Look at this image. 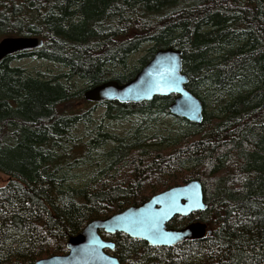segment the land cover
I'll return each instance as SVG.
<instances>
[{
    "label": "trees",
    "instance_id": "trees-1",
    "mask_svg": "<svg viewBox=\"0 0 264 264\" xmlns=\"http://www.w3.org/2000/svg\"><path fill=\"white\" fill-rule=\"evenodd\" d=\"M4 37L43 45L0 61V264L64 255L88 222L192 180L206 210L166 227L199 222L209 235L152 247L100 231L110 254L121 264H264V0H0ZM164 48L182 53L200 123L169 114L173 94L136 104L83 98L106 81L126 83ZM23 58L65 71L30 73L13 65ZM97 106L103 119L139 125L117 135L101 121L89 132ZM164 117L173 129L158 137Z\"/></svg>",
    "mask_w": 264,
    "mask_h": 264
},
{
    "label": "water",
    "instance_id": "water-1",
    "mask_svg": "<svg viewBox=\"0 0 264 264\" xmlns=\"http://www.w3.org/2000/svg\"><path fill=\"white\" fill-rule=\"evenodd\" d=\"M42 45L39 37H4L0 40V61ZM181 54L180 50L173 48L159 49L126 83L106 81L86 90L83 98L93 103L136 104L151 101L155 96L173 94L174 99L168 107L170 114L191 123H200L203 107L200 100L186 89L188 79L182 73ZM206 208L201 184L192 180L157 193L139 205L88 222L82 231L68 239L66 254L40 259L35 264H121L106 252L114 249V243L104 240L100 231L111 235L124 233L152 247H172L187 239L201 240L211 233L206 232L202 223L193 222L180 229L167 228L166 225L176 216L187 217Z\"/></svg>",
    "mask_w": 264,
    "mask_h": 264
},
{
    "label": "rangeland",
    "instance_id": "rangeland-1",
    "mask_svg": "<svg viewBox=\"0 0 264 264\" xmlns=\"http://www.w3.org/2000/svg\"><path fill=\"white\" fill-rule=\"evenodd\" d=\"M143 50V49H142ZM142 55V52H139L135 56L132 57V61H135ZM13 65L22 67L29 71L30 73H41L43 75L53 76L57 75L58 73H63L65 70L60 68L59 66L54 65L51 62L43 61V60H37L34 58H23L18 59L17 61L13 62ZM75 86L77 88H80L82 85V81H74ZM104 107L103 106H97L95 107V111L92 114L94 123L89 128V132H92L94 130V127L97 123H100L102 121V124L104 125L105 129L111 133H115L117 135H124L128 132H131L133 129H135L139 125V118L136 117H130L127 119H120V120H107L103 119V113H104ZM173 123V120L170 117H164L163 120H161V123L158 124L160 129H165L162 132H159L157 135L158 137H167V129H173V126L171 125ZM85 130V127L81 124L77 127V130H75V134L78 138L85 140V135L88 132ZM154 134L151 132L150 134ZM149 134V135H150ZM151 139L150 142H152ZM111 146V144H108V148ZM163 146V145H162ZM90 171V167L88 165L81 166L78 169L74 170L73 173H77L79 175H83ZM8 181V178L2 174H0V187L4 186ZM75 184H78L80 181H72Z\"/></svg>",
    "mask_w": 264,
    "mask_h": 264
},
{
    "label": "bare ground",
    "instance_id": "bare-ground-1",
    "mask_svg": "<svg viewBox=\"0 0 264 264\" xmlns=\"http://www.w3.org/2000/svg\"><path fill=\"white\" fill-rule=\"evenodd\" d=\"M169 114H170V112H169ZM171 115V114H170ZM171 116H173V115H171ZM176 117V116H175ZM180 118V117H179ZM108 235H111V234H108ZM114 234H112L111 236H113ZM129 238H131V237H129ZM131 239H135V238H131Z\"/></svg>",
    "mask_w": 264,
    "mask_h": 264
},
{
    "label": "flooded vegetation",
    "instance_id": "flooded-vegetation-1",
    "mask_svg": "<svg viewBox=\"0 0 264 264\" xmlns=\"http://www.w3.org/2000/svg\"><path fill=\"white\" fill-rule=\"evenodd\" d=\"M107 235H108V234H107ZM106 252L110 254V251H109V250H106Z\"/></svg>",
    "mask_w": 264,
    "mask_h": 264
}]
</instances>
